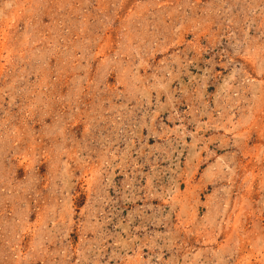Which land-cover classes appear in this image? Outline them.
<instances>
[{
	"label": "rangeland",
	"instance_id": "obj_1",
	"mask_svg": "<svg viewBox=\"0 0 264 264\" xmlns=\"http://www.w3.org/2000/svg\"><path fill=\"white\" fill-rule=\"evenodd\" d=\"M0 264H264V0H0Z\"/></svg>",
	"mask_w": 264,
	"mask_h": 264
}]
</instances>
